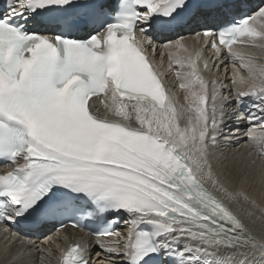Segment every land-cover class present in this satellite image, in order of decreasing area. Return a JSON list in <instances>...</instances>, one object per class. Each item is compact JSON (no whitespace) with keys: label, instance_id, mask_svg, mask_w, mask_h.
<instances>
[{"label":"snow or ice","instance_id":"6c2138e0","mask_svg":"<svg viewBox=\"0 0 264 264\" xmlns=\"http://www.w3.org/2000/svg\"><path fill=\"white\" fill-rule=\"evenodd\" d=\"M193 27L229 85L179 37ZM166 35L182 103L147 54ZM222 144L242 156L229 176L264 185V0L0 2V222L89 229L95 257L70 242L58 264H264L224 199L264 207L217 172Z\"/></svg>","mask_w":264,"mask_h":264},{"label":"bare ground","instance_id":"6f19581e","mask_svg":"<svg viewBox=\"0 0 264 264\" xmlns=\"http://www.w3.org/2000/svg\"><path fill=\"white\" fill-rule=\"evenodd\" d=\"M253 5L259 4L260 0H249ZM200 29L193 27L191 31H184L179 34L182 37L189 49H200L203 57L211 65V72L203 73L205 76L216 79L222 82L224 85H229L231 75L233 72V65L230 58L227 56V51H224L223 55L217 59L214 51L210 45L204 47L203 39H198L196 33ZM137 39H142L139 34H136ZM176 35H166L158 39H154L156 45V52L153 53L151 48L147 49V54L156 67L157 71L162 73V80L167 86L169 91L174 92L179 97L180 102H183V93L178 87V81L176 80L174 70L168 68L167 55H160L162 51V45L167 41H175L179 38ZM239 48L238 45L234 46ZM249 51L255 52L260 55L258 49H249ZM239 63V62H237ZM202 66V64H201ZM227 95V91L224 93ZM100 99H105L104 95L100 96ZM100 99L95 97L92 100L95 101V107L99 109L100 114L105 111L104 105L100 103ZM232 106H230L231 108ZM229 108V110H230ZM243 143V142H242ZM237 147L236 145L222 144L217 158L214 160V165L217 172L233 187L234 190H242L251 198L257 201V204L264 207V185L261 184L259 176H254L249 179L233 178L227 174L226 169L232 167L235 162L241 161L242 156L238 154H231L230 149ZM244 160L247 157H243ZM12 166L2 167L5 171L6 168ZM217 196H220L218 192L212 189L211 185H207ZM230 209L236 213L242 220L244 219L247 225L256 232L257 236L264 235V217H262L258 209L251 208L243 200L229 201L224 199ZM249 211L253 212L251 217L248 216ZM127 217H123L114 230L126 231L124 220ZM35 230H28V226L23 224L22 228H19V234L14 235L12 232L14 229L10 224L7 227H0V264H58L59 250L57 245L64 247L70 242H79L80 244H88L93 248V258L98 247H95L96 238H90L86 240L83 237L82 231H72L67 228L56 231L51 225H45L44 227H36ZM62 232V233H61ZM51 238V239H49ZM47 250V251H43ZM48 252L51 255H48ZM22 255V259H21ZM106 264V262H105Z\"/></svg>","mask_w":264,"mask_h":264}]
</instances>
